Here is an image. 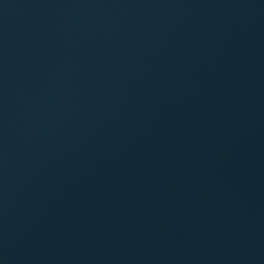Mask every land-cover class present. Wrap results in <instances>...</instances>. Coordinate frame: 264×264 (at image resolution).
<instances>
[{
    "label": "water",
    "instance_id": "water-1",
    "mask_svg": "<svg viewBox=\"0 0 264 264\" xmlns=\"http://www.w3.org/2000/svg\"><path fill=\"white\" fill-rule=\"evenodd\" d=\"M0 264H264V0H0Z\"/></svg>",
    "mask_w": 264,
    "mask_h": 264
}]
</instances>
